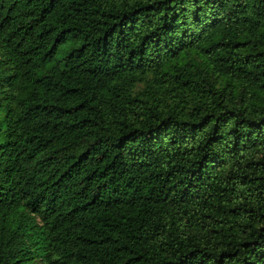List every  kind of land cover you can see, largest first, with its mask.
<instances>
[{
    "label": "trees",
    "instance_id": "1",
    "mask_svg": "<svg viewBox=\"0 0 264 264\" xmlns=\"http://www.w3.org/2000/svg\"><path fill=\"white\" fill-rule=\"evenodd\" d=\"M0 264H264V0H0Z\"/></svg>",
    "mask_w": 264,
    "mask_h": 264
}]
</instances>
